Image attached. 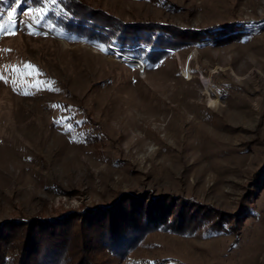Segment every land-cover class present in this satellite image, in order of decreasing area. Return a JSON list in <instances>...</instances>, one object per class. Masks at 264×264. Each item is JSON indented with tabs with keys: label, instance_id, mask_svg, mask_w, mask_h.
<instances>
[{
	"label": "rangeland",
	"instance_id": "obj_1",
	"mask_svg": "<svg viewBox=\"0 0 264 264\" xmlns=\"http://www.w3.org/2000/svg\"><path fill=\"white\" fill-rule=\"evenodd\" d=\"M80 1L186 33L244 30L149 64L65 31L58 0H3L0 222L168 193L245 212L234 230L150 231L125 264H264V0Z\"/></svg>",
	"mask_w": 264,
	"mask_h": 264
},
{
	"label": "trees",
	"instance_id": "obj_2",
	"mask_svg": "<svg viewBox=\"0 0 264 264\" xmlns=\"http://www.w3.org/2000/svg\"><path fill=\"white\" fill-rule=\"evenodd\" d=\"M58 5L61 15L57 19L65 31L102 43L119 40L126 52L145 56L149 64L169 53L165 48L208 39L221 43L244 30L237 24H227L211 33L204 28L186 33L167 22L124 21L80 0H58ZM140 42L150 49L131 48ZM243 208L227 213L191 197L121 192L108 204L86 206L80 211L14 216L0 222V264H125L150 231L166 229L186 234L199 228L234 230L245 212ZM102 253L106 257H100ZM132 264H142V260ZM143 264L167 263L145 260Z\"/></svg>",
	"mask_w": 264,
	"mask_h": 264
},
{
	"label": "snow or ice",
	"instance_id": "obj_3",
	"mask_svg": "<svg viewBox=\"0 0 264 264\" xmlns=\"http://www.w3.org/2000/svg\"><path fill=\"white\" fill-rule=\"evenodd\" d=\"M52 2L54 3L55 2V0H52ZM41 10H37V12H40ZM11 15V14H10ZM3 30V26L2 25H0V31H2ZM103 50V49H102ZM27 67H29V68H31L32 66H27ZM0 78H2V77H0Z\"/></svg>",
	"mask_w": 264,
	"mask_h": 264
}]
</instances>
